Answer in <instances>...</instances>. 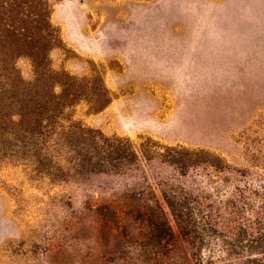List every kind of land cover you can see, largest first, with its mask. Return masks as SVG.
Instances as JSON below:
<instances>
[{
  "label": "rangeland",
  "instance_id": "374dc122",
  "mask_svg": "<svg viewBox=\"0 0 264 264\" xmlns=\"http://www.w3.org/2000/svg\"><path fill=\"white\" fill-rule=\"evenodd\" d=\"M46 2L50 68L108 98L71 118L136 159L66 180L1 160L0 264H264V0Z\"/></svg>",
  "mask_w": 264,
  "mask_h": 264
},
{
  "label": "trees",
  "instance_id": "16d2710c",
  "mask_svg": "<svg viewBox=\"0 0 264 264\" xmlns=\"http://www.w3.org/2000/svg\"><path fill=\"white\" fill-rule=\"evenodd\" d=\"M48 16L46 0H0V161H26L51 180L132 163L136 153L128 139L104 138L71 118L77 100L97 110L108 98L98 82L89 85L50 68L47 53L57 35ZM21 56L32 62L30 81L15 64ZM164 198L178 221L175 202Z\"/></svg>",
  "mask_w": 264,
  "mask_h": 264
}]
</instances>
